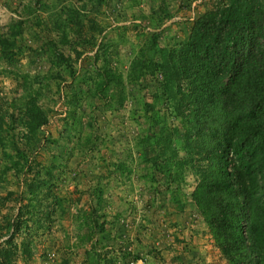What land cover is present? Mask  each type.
Listing matches in <instances>:
<instances>
[{
    "label": "rangeland",
    "instance_id": "1",
    "mask_svg": "<svg viewBox=\"0 0 264 264\" xmlns=\"http://www.w3.org/2000/svg\"><path fill=\"white\" fill-rule=\"evenodd\" d=\"M193 1L0 0V39L13 42L11 62L0 52V114L36 165L27 180L44 182L14 231L19 197L29 196L20 194L17 157L1 133L0 252L12 254L7 264H226L191 200L192 169L184 165L174 179L170 160L164 178L147 161L159 152L144 149L154 141L146 138L143 105L153 101L156 83L133 70L142 57L156 59L155 49L187 39L189 17L217 2L200 0L191 12ZM70 10L76 15L62 28ZM17 22L19 35L9 37ZM26 92L46 117L32 147L22 146L24 129L9 122L7 105ZM156 107L164 108L176 158L195 160L166 97Z\"/></svg>",
    "mask_w": 264,
    "mask_h": 264
},
{
    "label": "trees",
    "instance_id": "2",
    "mask_svg": "<svg viewBox=\"0 0 264 264\" xmlns=\"http://www.w3.org/2000/svg\"><path fill=\"white\" fill-rule=\"evenodd\" d=\"M216 1L212 9L190 20L187 39L172 48L155 49L156 59L142 57L133 64L135 78L151 76L156 83L153 101L143 105L146 138L154 141L146 142L144 149H159L147 161L164 178H170V160L176 166L174 179H180L184 165L192 169L197 182L191 200L226 264H264V0ZM74 13L70 10L60 20L62 28ZM21 23L9 37L19 35ZM57 31L63 35V30ZM12 43L0 39V52L8 63ZM161 96L180 118L185 144L189 148L194 144L190 149L195 160L176 158L164 108L156 107ZM7 105L17 111L16 118L13 112L9 115V122L24 129L22 146L37 145L36 134L46 117L36 98L26 92ZM8 126L0 114V141L3 132L10 137L17 157L12 167L14 173H21L20 194L29 196L19 197L16 215L9 222L16 231L44 182L27 180L26 170L36 165L27 162L26 150L17 148ZM176 133L171 131L172 136ZM11 255L0 252V263L7 264Z\"/></svg>",
    "mask_w": 264,
    "mask_h": 264
},
{
    "label": "built area",
    "instance_id": "3",
    "mask_svg": "<svg viewBox=\"0 0 264 264\" xmlns=\"http://www.w3.org/2000/svg\"><path fill=\"white\" fill-rule=\"evenodd\" d=\"M198 4H201L200 0H195V1H193V2L191 3V9H190V11L193 12V8H194V6H197ZM192 15H193V14H192ZM192 17H193V16H192ZM192 17H189L188 20H192V19H193Z\"/></svg>",
    "mask_w": 264,
    "mask_h": 264
}]
</instances>
